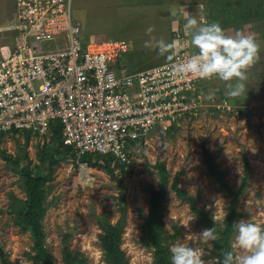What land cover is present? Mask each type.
Instances as JSON below:
<instances>
[{"label": "rangeland", "instance_id": "obj_1", "mask_svg": "<svg viewBox=\"0 0 264 264\" xmlns=\"http://www.w3.org/2000/svg\"><path fill=\"white\" fill-rule=\"evenodd\" d=\"M16 1L0 0V59L9 55L15 47ZM151 1L139 0L141 7L138 8L144 9L142 6ZM154 1H161L162 7L150 6L158 15H151L143 22L140 20L141 14L134 13L138 8L133 6V0H71V4L73 16L82 28L105 33L102 38H90L82 30L80 37L83 43L120 39L131 43V48L120 55L118 65L127 67L128 73H133L169 61L165 56H159L158 50L144 46V42L150 38L146 33L148 27H153L152 36L155 37L159 31L165 34L166 31L179 29V23L172 20L170 9L185 0ZM207 5L209 7H204L206 14L216 18L214 22H221L229 34L237 30L247 31L246 27L249 26L248 32L255 34L261 46L260 59L249 70L245 94L232 99L226 95L225 84L219 79L203 82L205 93L201 95L205 106L200 113L184 117L174 129L166 128L168 132L164 134L157 130L148 136L145 143L134 146L130 150L125 173L118 163L112 164L117 179L104 167L89 165L77 156L62 160L48 183L50 188L46 195L47 212L44 217L46 242L57 263L63 262V234L70 233L72 247L83 251L90 258L89 264H106L100 246L102 230L98 218L108 215L111 222L119 219L121 213L116 197L120 195L121 180L127 206L122 247L132 264H151L153 250L144 246L140 238L142 215L147 213L149 206L148 188L151 184H159L155 167L159 161L166 163L171 175L170 182L175 174L180 173V185L198 197L202 209L211 216L216 213L220 218L218 224L223 225L229 211L230 197L208 172L203 161V143L214 152L216 161L226 171L227 180L235 189L239 187L244 174L243 155L248 157L251 178L240 200L242 215L239 220L252 218L264 226V0H208ZM147 11L149 9L139 13L145 12V16ZM167 17L171 20L167 21ZM204 17L212 22L209 16ZM195 51L197 49L193 48L192 52ZM209 93L214 94V99H207ZM225 100L228 105L223 107L221 104ZM45 143L38 137L28 138L23 131L0 135V250L12 264H33L29 255L35 254L33 236L31 232L21 229L15 210L27 194L12 162L19 159L23 165L30 160L32 167L40 164ZM114 161L117 162V158ZM14 198L21 200V203ZM170 216L173 219L169 221ZM163 218L165 226L168 223L166 229L170 234L179 232L177 237L172 238L171 245L188 243L200 248L205 251L202 258L211 261V264L218 259L219 251L214 246L209 249L195 236L185 240L188 229L184 224L189 223L191 233H199L207 227L198 226L189 203L177 197L171 189L164 202ZM211 243L213 245V241Z\"/></svg>", "mask_w": 264, "mask_h": 264}, {"label": "built area", "instance_id": "obj_2", "mask_svg": "<svg viewBox=\"0 0 264 264\" xmlns=\"http://www.w3.org/2000/svg\"><path fill=\"white\" fill-rule=\"evenodd\" d=\"M15 10V47L0 59V135L28 131L45 142L60 123L63 143L78 159L97 154L129 162L130 150L160 125L205 106L202 83L209 80L169 75L172 62L196 52L184 29L174 33L173 61L128 73L118 61L131 43H83L71 0H17Z\"/></svg>", "mask_w": 264, "mask_h": 264}, {"label": "trees", "instance_id": "obj_3", "mask_svg": "<svg viewBox=\"0 0 264 264\" xmlns=\"http://www.w3.org/2000/svg\"><path fill=\"white\" fill-rule=\"evenodd\" d=\"M177 121L169 124L170 130L176 127ZM54 131L49 141H45V145L41 150L40 164L31 166V161L20 163V160H14L13 166L15 171L20 175V182L24 188L27 197L24 201L14 198L21 205L15 208L20 220L21 229L31 232L34 240L33 250L34 255H29L33 264H89L90 258L81 250L72 247L70 242V233L63 234L61 239L62 243V257L63 262L57 263L52 256L51 250L46 242V229L44 225V217L47 212L46 195L49 191V182L53 178L55 167L61 164V161L68 158V156L75 158L76 154L72 147L66 146L62 140V130L60 123L54 124ZM173 128V129H174ZM161 133L168 132L160 125L158 129ZM18 132V131H14ZM25 135L30 138L32 134L28 131ZM9 133H12L9 132ZM4 135V134H1ZM136 144V141H133ZM143 144V141L140 142ZM203 161L208 169V172L214 176L217 185L226 190L230 202L228 205V214L224 224L215 225L212 216L209 212L205 211L199 206L198 197L189 193L183 188L180 183V173L173 176L170 182V172L164 161H159L155 164L159 174L158 186L150 185L148 188V211L142 215V235L140 241L146 247L152 248L153 260L151 264H171L170 247L172 238L179 235L176 231L175 234L170 232L165 227L163 218L164 202L167 194L171 189L177 197L189 203L191 211L197 217L198 226H205L207 228L216 227L217 233L220 237L219 240L213 241V246L218 250V259L213 264H218L222 261L220 253L225 250H230L233 244L235 231L233 224L239 220L242 212L239 210V204L242 196L245 194L246 188L249 185L251 178V164L246 155H243V177L237 189H235L227 180L226 171L223 170L219 163L216 161V156L204 143L202 144ZM8 156H6L7 159ZM82 161L87 162L92 166H102L107 169L114 177L112 164L118 163L125 173V165L128 162H122L112 155L101 156L93 154H85L80 158ZM103 159V162H100ZM11 161V160H10ZM46 164L48 166H46ZM35 167V168H34ZM117 179V177H116ZM120 195L116 197L119 202V212L121 213L116 222H111L108 215L98 218V225L102 232L99 235L100 246L104 253V260L106 264H132L122 247L123 233L126 225L127 206L124 198V186L121 184ZM19 203V204H20ZM1 264H12L6 257L2 250H0Z\"/></svg>", "mask_w": 264, "mask_h": 264}, {"label": "clouds", "instance_id": "obj_4", "mask_svg": "<svg viewBox=\"0 0 264 264\" xmlns=\"http://www.w3.org/2000/svg\"><path fill=\"white\" fill-rule=\"evenodd\" d=\"M203 4H197V10L203 15ZM16 14V10L14 11ZM172 16L177 15V9H170ZM185 35L190 36L191 46L197 51L182 60L171 63L169 75L172 79L192 76L201 80L219 79L224 82L226 95L235 99L246 92V82L249 79V70L260 59L261 46L254 33L237 30L229 34L219 22L204 23L198 21L196 16L185 15ZM15 22V19H14ZM16 33V30H14ZM153 27H148L146 33L149 39L144 42L146 48L158 50L159 56H165L173 61L176 55V43L166 42L152 36ZM207 99H214L209 93ZM169 221L173 219L170 216ZM194 219V218H193ZM212 220L215 225L220 218L213 213ZM168 223H166L167 227ZM188 232L185 240L195 236L200 243L209 249L213 247L212 241L220 239L217 228H205L199 233H191L189 223L183 225ZM235 242L230 250L220 253L222 261L218 264H264V226L257 224L252 218L240 219L233 224ZM191 234V235H189ZM171 264H211L202 257L205 251L194 248L188 243H175L170 247Z\"/></svg>", "mask_w": 264, "mask_h": 264}, {"label": "crops", "instance_id": "obj_5", "mask_svg": "<svg viewBox=\"0 0 264 264\" xmlns=\"http://www.w3.org/2000/svg\"><path fill=\"white\" fill-rule=\"evenodd\" d=\"M139 0H133V6H137V8L138 7H141L140 5H139V2H138ZM152 2V1H151ZM205 2V5L203 4ZM154 3V4H153ZM105 5H107V3L105 2L104 3ZM197 4H203V6L204 7H209L207 4H208V0L206 1V0H194V1H192V2H190V1H187V0H185V1H183L181 4H176V5H173V7H175L176 9H177V15L176 16H173V18L174 19H172V20H174L175 22H178L179 23V29L181 28V29H184V25H185V23H186V21H185V19H184V16L185 15H189V16H196L197 17V19L199 20V18L200 17H202V16H209L208 18L212 21V22H214V20H216V18H213L212 16H210L208 13L206 14V11H207V9H206V11L204 10V8H203V15L201 16L200 15V13L198 12V10H197ZM154 6V7H156V6H158V7H162V5H161V1H154L153 0V2L152 3H147V4H145L144 6H142V8H144V9H142V10H140L139 8H138V10L136 11V9L134 10V13H135V15H138V14H141V21L143 22V21H147L148 19H150L151 18V15H158V13H154V10H153V7L152 8H150V6ZM117 6H120V5H117ZM122 6V5H121ZM120 6V7H121ZM145 9L146 10H148L149 9V11H147V14L144 16V13L142 14V13H139V12H141V11H145ZM156 11H158V9L156 10ZM192 13H194V14H192ZM146 17V18H145ZM76 18V17H75ZM169 20H171V19H169V17H167V21H169ZM251 24H252V22H250ZM220 24H221V22H220ZM171 26L173 25L172 23L170 24ZM252 26V25H251ZM223 28H225V26L223 25L222 26ZM229 27H236L235 25H230ZM81 28H82V25H81ZM169 28H170V26H169ZM246 29H247V31L246 32H248V29H249V26H247L246 27ZM82 30L83 31H85V34L86 35H88V36H91L90 38H102L103 36H104V32H102V31H96V30H93V31H90V29H88V28H82ZM170 30V29H169ZM176 32V31H175ZM174 30H172V32L171 31H166L165 32V34H163V33H161L160 31H159V34L156 36V38L157 39H165L166 40V42H173L172 40H173V36H174ZM99 42V41H98ZM168 62H170V61H168ZM165 63H167V62H165Z\"/></svg>", "mask_w": 264, "mask_h": 264}]
</instances>
